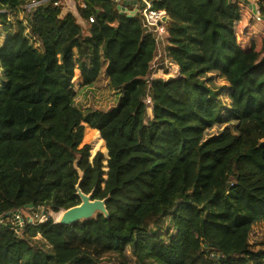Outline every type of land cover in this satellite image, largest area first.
I'll list each match as a JSON object with an SVG mask.
<instances>
[{
	"label": "trees",
	"instance_id": "obj_1",
	"mask_svg": "<svg viewBox=\"0 0 264 264\" xmlns=\"http://www.w3.org/2000/svg\"><path fill=\"white\" fill-rule=\"evenodd\" d=\"M54 1L27 12L0 0V24L16 21L0 46V215L66 210L78 191L107 215L2 220L0 264H264V232L249 242L264 222V49L239 43L238 0H154L179 72L150 82L156 43L137 17L115 0H81L76 14ZM102 73L116 104L81 111L77 88ZM85 126L105 154L82 143Z\"/></svg>",
	"mask_w": 264,
	"mask_h": 264
},
{
	"label": "rangeland",
	"instance_id": "obj_2",
	"mask_svg": "<svg viewBox=\"0 0 264 264\" xmlns=\"http://www.w3.org/2000/svg\"><path fill=\"white\" fill-rule=\"evenodd\" d=\"M238 2L242 14V19L240 20V22L237 23L236 26V35L239 43L242 46H248L250 41L253 40L256 42L257 49H261V48L264 49V22L262 20V17L259 15L257 7H255L257 0H249V4L244 3L242 0H238ZM200 8L203 10V12H205L206 9H204L202 5H200ZM254 9L255 12L253 11ZM24 17H25L24 13L18 14V18L23 20ZM15 32H16L15 19L12 18L11 27L5 28L3 27V25L0 24V46H2L5 43L9 35H13ZM159 55H157L156 53L155 59L161 72L157 73L155 78L166 80L170 77H176L178 75L175 72L176 66L172 64H171L172 66H170L169 64L164 63L162 58L163 55L162 54ZM78 80L80 79L75 78L74 82L78 83L79 82ZM5 81H6V77L4 74V70L0 65V84L2 85ZM214 82L217 86H221L225 83L224 80L216 76L214 78ZM118 97H119V92L109 85L106 76L102 73L99 79L94 84L90 86L77 88V93L74 98V105L83 112H87L93 109L106 110L116 104ZM150 98L151 97L149 96L147 97V99ZM222 98L223 100H227L225 96H223ZM147 99L145 100L146 103H147ZM147 104H148L147 120H151L153 117V112L151 110L152 103L149 102ZM82 143L88 144L90 146L92 156H94L98 151H101L104 154L106 153L104 141L100 138L98 131L93 128L85 126ZM25 212L29 214L32 222H39L40 219L44 220V217H51L53 220L58 222L61 218L63 210H59V211L47 210V213H45V208L40 207L34 210L26 209ZM20 217L24 218V215H21ZM3 220L4 222L10 224L16 222L17 225H20V218L13 219L9 216V217H5ZM167 225H168V220L164 223L162 228L163 234L165 236L167 235V231H166V229H168ZM156 228L158 229V226L156 225L152 226L153 230H155ZM16 232L20 233L19 230H17ZM263 232H264V222H258L254 224L249 235V242L253 245H257L258 243H260L263 237ZM110 262L114 264L113 261ZM131 264H134L133 260L131 261Z\"/></svg>",
	"mask_w": 264,
	"mask_h": 264
},
{
	"label": "built area",
	"instance_id": "obj_3",
	"mask_svg": "<svg viewBox=\"0 0 264 264\" xmlns=\"http://www.w3.org/2000/svg\"><path fill=\"white\" fill-rule=\"evenodd\" d=\"M45 0H29L27 1L22 7L27 11V12H31V11H35L37 9V7L42 4ZM65 1V0H64ZM153 1L154 0H136L135 4L129 5V4H125L123 5L121 3V0H119L118 2V6H120L118 9L119 11L126 13L127 15L133 16V17H137L140 22L142 23L143 28L145 29L146 32H150L155 40L156 43V53L157 55L162 54L164 55L162 52H164L163 50H166V57L165 59H163L164 63L169 64L170 66L173 65V63L169 60L168 56H167V45L169 44L168 42V31H167V27H166V23L163 22V16L166 15V11L164 9H156L153 6ZM54 6H60L61 9H63V2L62 0H55L53 2ZM81 6H84L83 1H81ZM122 6H124L125 9L121 8ZM0 12H6L5 10H0ZM89 21L92 22L93 18L90 17ZM160 56V55H159ZM156 57V55H155ZM155 60V58H154ZM153 60V61H154ZM172 64V65H171ZM154 63L152 62L151 65V73L148 77V81H152L153 78H155V68H154ZM175 72L178 74L179 70L176 67ZM150 102V99H147V103ZM23 215V214H21ZM21 215H16V218L13 219H19ZM46 219V217H44V220ZM43 219L40 221H44ZM39 221V220H38ZM16 222H13L12 224L17 225Z\"/></svg>",
	"mask_w": 264,
	"mask_h": 264
},
{
	"label": "water",
	"instance_id": "obj_4",
	"mask_svg": "<svg viewBox=\"0 0 264 264\" xmlns=\"http://www.w3.org/2000/svg\"><path fill=\"white\" fill-rule=\"evenodd\" d=\"M118 2L119 0H115ZM123 5L125 4H135L136 0H122ZM244 3L249 4V0H242ZM120 6H118L119 8ZM255 7H257V3L255 4ZM121 8L125 9L124 6ZM255 12V9L253 10ZM121 12V11H120ZM123 13V12H121ZM130 16V15H128ZM163 22L167 23L169 21V17L167 15L163 16ZM78 194L80 196L81 202L78 205H75L73 207H70L66 210H63L62 215L58 223L60 224H65V225H70L78 221H82L84 219L91 218L95 216L98 213H102L105 216L107 215V211L105 208V200L103 199H92L90 194H84L81 191H78ZM26 209H31L32 204H29L28 206L25 207ZM24 215V218L27 219L28 222H32L29 214L25 212V210H15L12 212H8L4 215H0V222L6 217L10 216L13 218H16V215ZM24 218L20 217V226L23 225L24 223Z\"/></svg>",
	"mask_w": 264,
	"mask_h": 264
},
{
	"label": "crops",
	"instance_id": "obj_5",
	"mask_svg": "<svg viewBox=\"0 0 264 264\" xmlns=\"http://www.w3.org/2000/svg\"><path fill=\"white\" fill-rule=\"evenodd\" d=\"M26 1H29V0H26ZM62 2H63V4H65V5H63L64 7H63V9H62V13H65V12H72L73 14H76V5L77 4H81V0H79V1H75V0H62ZM119 3V2H118ZM121 3L123 4V1L121 0ZM24 12H22V11H20L19 12V14H23ZM164 52H162L164 55H163V59H165V57H166V50H163ZM167 56H168V52H167ZM153 63L155 64L154 65V68H155V76H156V74L157 73H160L161 72V70H160V68L158 67V65H157V62H156V59L153 61ZM174 66H176L177 67V69L179 70V68H178V66L176 65V64H173Z\"/></svg>",
	"mask_w": 264,
	"mask_h": 264
}]
</instances>
